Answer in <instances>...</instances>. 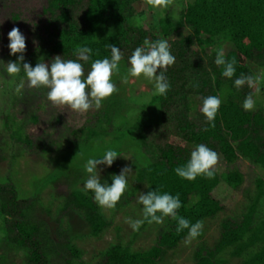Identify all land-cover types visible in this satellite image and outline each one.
<instances>
[{"label": "trees", "instance_id": "16d2710c", "mask_svg": "<svg viewBox=\"0 0 264 264\" xmlns=\"http://www.w3.org/2000/svg\"><path fill=\"white\" fill-rule=\"evenodd\" d=\"M139 3L141 0H46L43 13L49 17L50 30L27 62L35 67L41 60H50L51 63L56 56L65 60L77 59L75 49L87 46L93 50L91 59L81 63H84V71L88 72L95 59L110 58V49L105 47L110 44L123 53L120 67H129V57L145 39L167 40L176 59L165 73L169 91L165 96L156 95L150 101L160 113L159 124L153 126L154 132L166 127L171 137L192 150L198 144H205L218 153L225 166L239 158L261 172L260 179L255 180L256 195L241 216L240 223L223 221L214 246L209 251L196 250L193 261L195 264H224L218 257L228 251L229 258L240 260L241 264H264V217L258 224L252 222L255 205L264 196L263 113L261 109L245 111L242 105L250 94L248 87L245 85L238 90L234 85L241 74L252 75L248 60L253 58L256 61L258 72L264 69V0H192L182 9L180 21L176 24L163 20L157 22L152 16L150 19L156 23L155 35L151 27L146 31L143 26L145 13L134 12L133 6ZM147 9L150 12V8ZM77 11L80 14L75 21L73 14ZM185 31L189 33L183 36ZM192 43L196 51L190 49ZM205 47L211 49L208 56L199 57L198 52ZM217 48L226 49V60L235 58L237 61L232 79L222 77V67L214 62ZM213 74L215 82L211 79ZM20 76L24 77L23 71ZM222 89H226L228 95L219 108L215 127L206 122L200 111L193 116V121H189L193 109L186 103L187 97H198L202 104L203 98L218 95ZM176 103H183L181 110L176 108ZM120 108V104H110L102 114L103 122L111 124ZM30 121L35 123V118ZM146 128L148 126L138 119L130 129L139 148L145 149L143 153L147 159V164L137 170L135 182L146 187L145 194L156 189L173 196L179 194L182 207L177 215L192 224L212 220L221 208L210 195L220 184L232 190L238 189L240 177L226 173L215 174L212 179L198 177L192 182L181 179L175 168L186 164L191 152L168 143L163 148L156 144L145 146L142 136ZM104 132L101 128H87L81 143L97 140ZM10 140L20 146L32 147L30 142L22 139L20 128L11 134ZM61 170L64 171L65 167ZM31 207L30 201L18 204L12 186H0V225L6 231L9 252L25 251L26 264H47L48 252L44 251L46 243L42 240V229L26 220ZM61 211L75 213L86 224L91 237H97L109 227L92 199L82 192L69 194ZM15 214L18 221L12 220ZM165 220L170 230L158 235L149 254H131L127 247L115 246L103 254V264H157L166 250L175 249L187 236V230L177 234L175 220ZM144 224L147 225L146 222ZM63 250L68 258L78 259L79 255L72 247L66 246ZM64 262L69 264V261Z\"/></svg>", "mask_w": 264, "mask_h": 264}, {"label": "rangeland", "instance_id": "374dc122", "mask_svg": "<svg viewBox=\"0 0 264 264\" xmlns=\"http://www.w3.org/2000/svg\"><path fill=\"white\" fill-rule=\"evenodd\" d=\"M192 0H174L173 5L164 13H153L142 3L133 6L135 13L143 12L146 17L142 23L146 31L151 27L155 35V26L150 18L158 21H180L182 9ZM46 0H0V186H12L15 190L18 204L29 202L31 212L28 213L27 222L40 226L42 240L46 243L44 251L48 252L47 264H103V254L112 247H127L131 254H149L154 247L158 235L170 230L166 220L160 225L144 224L138 231H133L126 223V219H142V205L138 201L140 194L146 193V187L135 182L137 170L147 164L145 154L136 143L132 126L141 119L148 126L145 129L143 143L159 145L166 143L174 147H182L192 152V148L171 137L166 127L154 132L159 124L158 107L150 103L153 95V84L144 79H129L124 84L121 76L125 74V65L120 67V74L113 75L112 82L118 89L99 109L89 110L80 115L71 112L68 108H54L47 100V89L30 90L21 87L25 79L21 77L22 71L14 78L6 73V64L16 62L18 56H11L8 48V33L13 27H18L26 38L24 62L28 63L34 51L40 47L49 32V17L43 13ZM79 12H74L75 21H78ZM175 15V19L172 16ZM189 32H184L183 36ZM42 42V43H41ZM192 51L196 46L192 43ZM210 47L198 52L199 57L208 56ZM224 52L226 49H223ZM50 66V60H44ZM252 75L258 73L256 61L252 58L247 61ZM22 67V65H21ZM85 75L87 71H84ZM159 74V70L157 72ZM249 93L257 89L248 88ZM242 94V93H241ZM228 92L222 89L218 96L224 103ZM256 107L251 112L261 109L264 119V81L259 85L258 93H254ZM189 106L193 109L190 120L193 121L202 106L198 97H187ZM120 104L118 115L113 117L111 124L103 122L102 114L110 104ZM183 103H176L181 110ZM35 118V123H31ZM18 128L21 137L31 143L32 147L20 146L10 140V136ZM101 128L104 134L97 140L82 144L85 129ZM116 150L120 156L109 168L99 165L101 183L111 185L112 176L119 175L125 167H130L132 173L128 176L127 191L124 193L114 210H101L94 202L91 193L87 195L94 202L98 213L109 227L97 237L89 236V231L75 213L61 211L64 199L72 192L85 194L83 185L86 180L84 165L90 158H100L109 150ZM264 153V149L262 151ZM126 158V159H124ZM65 167V173L61 170ZM235 173L240 177L241 185L232 190L220 184L210 195L221 211L212 220L203 222L202 234L188 246L183 241L171 251L166 250L157 264H195L193 256L198 249L211 250L220 234V224L228 221L240 223L241 216L250 206L256 195L255 180L260 179L261 172L257 167L249 165L245 160L237 158L229 165H224L219 159L215 167L217 176ZM264 217V196L255 205L253 224ZM13 215L12 220L18 221ZM8 225V224H6ZM6 231L0 225V264H26L25 251H11L7 248L5 240ZM44 236V237H43ZM11 236L10 238H12ZM72 247L78 253V259H70L65 255L64 247ZM7 248V249H6ZM218 259L224 264H241L240 260L229 258L228 251L222 253Z\"/></svg>", "mask_w": 264, "mask_h": 264}, {"label": "clouds", "instance_id": "9594fccd", "mask_svg": "<svg viewBox=\"0 0 264 264\" xmlns=\"http://www.w3.org/2000/svg\"><path fill=\"white\" fill-rule=\"evenodd\" d=\"M174 0H141L142 6L148 7L153 13H164L173 5ZM175 15L172 19H175ZM3 20H0V24ZM8 48L11 56H18L16 62L9 61L6 64V73L9 78H14L23 71L25 79L21 87L30 90L47 89V100L54 108H68L71 112L83 115L89 110H99L103 104L118 91L112 82L113 75L120 74V62L123 53L115 45H106L110 49V58L95 59L91 62L90 71L85 75L84 63L92 56V49L87 46H78L74 55L77 59H63L56 56L50 66L43 60L35 67L24 62L26 50V38L18 27H13L8 33ZM175 56L170 51V45L165 39L150 41L145 39L141 46L135 48L128 59L129 67L121 76L124 84L129 79H144L153 84V95L165 96L170 89V84L165 73L175 64ZM215 64L222 67L221 76L232 79L236 73L235 58L226 60L223 48H217ZM0 64H4L0 61ZM5 65V64H4ZM22 65V67H21ZM159 70V74H157ZM213 82L216 76H211ZM264 81V69L255 75L241 74L235 79L234 85L239 90L243 86L259 90L260 83ZM222 100L218 95H210L203 98L200 112L212 127H215ZM245 111H252L256 107V100L250 93L243 102ZM120 156L116 150H107L100 158H90L84 165L86 180L83 185L85 194L91 193L94 202L101 210H114L124 193L127 191L128 176L132 173L130 167H125L119 175L112 176V183H101L99 165L111 167ZM126 159V158H124ZM219 155L205 144H198L191 152L186 164L175 168V173L181 179L189 182L198 177L212 179L215 176V167L218 164ZM142 205V219H126V223L133 231H138L145 222L149 225H160L166 218L177 222V234L187 230V236L183 243L188 246L196 240L203 229V221L192 224L184 217L178 216V210L182 207L179 194L175 196L159 189L140 194L137 201Z\"/></svg>", "mask_w": 264, "mask_h": 264}]
</instances>
